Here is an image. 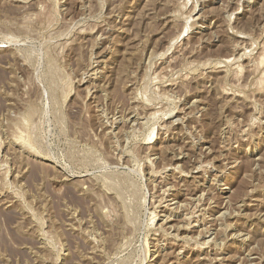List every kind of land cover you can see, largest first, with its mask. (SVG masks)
<instances>
[{"label": "rangeland", "instance_id": "374dc122", "mask_svg": "<svg viewBox=\"0 0 264 264\" xmlns=\"http://www.w3.org/2000/svg\"><path fill=\"white\" fill-rule=\"evenodd\" d=\"M263 42L264 0H0V264H264Z\"/></svg>", "mask_w": 264, "mask_h": 264}, {"label": "bare ground", "instance_id": "6f19581e", "mask_svg": "<svg viewBox=\"0 0 264 264\" xmlns=\"http://www.w3.org/2000/svg\"><path fill=\"white\" fill-rule=\"evenodd\" d=\"M264 43V42H263ZM264 49V48H263ZM235 59V58H234ZM233 58H231V56H230V58H226V60H225V62L226 63H231L233 60H234ZM261 59L263 60L264 59V55L261 57ZM261 62V61H260ZM220 64V63H219ZM255 66V65H254ZM257 67V66H256ZM260 67V66H259ZM252 68V67H251ZM257 69H259V68H257ZM256 70V69H255ZM257 71V70H256ZM226 90V89H225ZM180 150V149H179ZM180 152V151H179ZM178 152V153H179ZM197 168V167H196ZM171 208V207H170ZM162 223V222H161ZM169 223V222H168ZM171 254V253H170Z\"/></svg>", "mask_w": 264, "mask_h": 264}]
</instances>
